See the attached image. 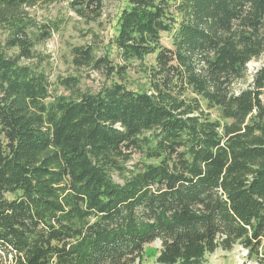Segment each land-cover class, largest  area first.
I'll return each instance as SVG.
<instances>
[{"label": "trees", "instance_id": "16d2710c", "mask_svg": "<svg viewBox=\"0 0 264 264\" xmlns=\"http://www.w3.org/2000/svg\"><path fill=\"white\" fill-rule=\"evenodd\" d=\"M56 1L0 0V253L143 264L160 240L155 264H206L237 245L264 264V0H125L111 39L123 63L74 46L73 64L108 80L90 91L60 77L69 94L21 63L58 27L29 9ZM67 2L86 22L104 13V0ZM150 55L147 86L130 88V66Z\"/></svg>", "mask_w": 264, "mask_h": 264}, {"label": "rangeland", "instance_id": "374dc122", "mask_svg": "<svg viewBox=\"0 0 264 264\" xmlns=\"http://www.w3.org/2000/svg\"><path fill=\"white\" fill-rule=\"evenodd\" d=\"M126 6L125 0H104V13L102 17L93 22H86L80 19L70 8L67 0H58L53 3H39L29 9L31 14L36 17L38 23H50L55 21L58 27L54 29L51 37L38 42L33 50L34 57L30 59H22L21 63H27L36 69L43 70L48 75L53 91L69 94L70 91L65 90L59 85V78L70 75H76L81 78V90H98L108 79L103 70L94 69L92 67L77 68L73 64L72 48L74 46L91 45L95 48L98 55H102L104 51L110 54L114 64H122L118 55L116 46L111 42L112 37L116 34L117 17L123 7ZM5 31L0 28V45H5ZM162 43L165 46L171 45V38L168 33H163ZM5 51L8 55L14 56L18 50L16 48L6 47ZM155 55L146 57L143 62L134 61L130 66L126 82L130 88H145L146 78L139 73L142 66L154 63ZM263 59L252 60L248 64V73L245 79L239 80L236 88H244L252 80V75L262 64ZM57 88V89H56ZM218 114L212 110V117ZM138 155H135V160ZM134 160L127 163L131 167ZM113 176L116 180L121 181V175L118 171H114ZM161 247L160 240L146 246V255L143 264H155V255ZM246 250L241 246H235L231 251L217 249L214 253L208 255L206 264H256L255 261L245 258ZM12 255L0 253V264H11Z\"/></svg>", "mask_w": 264, "mask_h": 264}]
</instances>
